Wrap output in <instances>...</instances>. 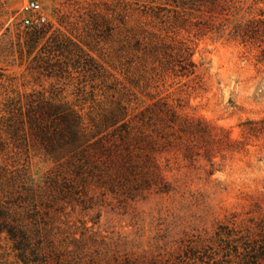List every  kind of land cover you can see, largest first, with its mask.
<instances>
[{"label":"rangeland","instance_id":"374dc122","mask_svg":"<svg viewBox=\"0 0 264 264\" xmlns=\"http://www.w3.org/2000/svg\"><path fill=\"white\" fill-rule=\"evenodd\" d=\"M30 1L46 18L34 27L24 23L37 16L25 9ZM149 1L0 0V122L34 115L30 107L43 101L86 121L116 101L134 114L166 101L183 119L228 132L241 147L215 150L211 160L204 153L194 161L159 155L168 193L151 188L126 205L91 186V202H72L44 220L72 264H252L251 249L264 246V136L250 134L246 123L264 120L261 48L229 31L178 29L174 7L154 16L140 7ZM163 44L176 48L168 60L178 58L182 44L190 47L195 73L168 69ZM0 166L24 172L40 187V202L70 173L31 144L8 142ZM1 246L6 264H22L5 236Z\"/></svg>","mask_w":264,"mask_h":264},{"label":"trees","instance_id":"16d2710c","mask_svg":"<svg viewBox=\"0 0 264 264\" xmlns=\"http://www.w3.org/2000/svg\"><path fill=\"white\" fill-rule=\"evenodd\" d=\"M157 1L163 2L155 5ZM142 6L154 16L172 6L178 29L188 28L196 35L229 31L233 38L257 45L264 56V0H151ZM162 46V62L168 69L183 76L195 73L190 47L182 44L178 58L168 60L172 57L168 50L176 48ZM30 112L34 115L0 122V151L8 142L16 148L37 145L66 164L70 173L61 184L56 182L55 187L45 190V200L40 202V187H35L24 172L0 166V264H6L1 252L4 236L22 264H72L57 251L47 230L49 222L44 219H50L52 211H62L72 202H91L95 198V193L90 195L91 186L105 188L103 196L122 197L120 202L126 205L128 199L134 200L151 188L170 192L172 186L158 161L163 152L177 158L182 154L190 161L204 153L211 160L215 150L241 147L224 130L202 120L183 119L166 101L153 103L137 114L128 104L116 101L109 107L99 106L89 121L79 112L49 101L32 105ZM246 126L250 134L264 136V120L249 121ZM57 199L66 205H58ZM260 248L251 249L252 264H264Z\"/></svg>","mask_w":264,"mask_h":264},{"label":"built area","instance_id":"2783aa9c","mask_svg":"<svg viewBox=\"0 0 264 264\" xmlns=\"http://www.w3.org/2000/svg\"><path fill=\"white\" fill-rule=\"evenodd\" d=\"M25 9L37 16H28L25 18V25L28 27H34L40 25L45 21V16L42 13V7L38 2L30 1L26 4Z\"/></svg>","mask_w":264,"mask_h":264}]
</instances>
